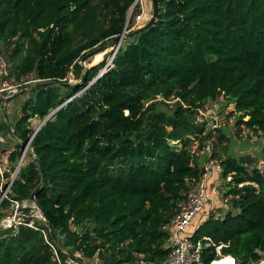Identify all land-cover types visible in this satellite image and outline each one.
Segmentation results:
<instances>
[{
    "label": "trees",
    "instance_id": "16d2710c",
    "mask_svg": "<svg viewBox=\"0 0 264 264\" xmlns=\"http://www.w3.org/2000/svg\"><path fill=\"white\" fill-rule=\"evenodd\" d=\"M134 1L0 0L4 78L41 80L14 134L25 142L30 119L59 107L33 135L28 160L0 201L1 217L11 200L30 199L37 188L45 220L29 214L21 218L33 227L0 228V264L93 257L99 264H160L170 250L162 227L200 179L199 153L211 139L229 209L192 232L200 264H251L262 256L258 158L228 154L220 145L225 135L196 117L205 102L223 97L234 104L237 126L264 133V0H157L152 24L124 37L109 62L84 67L80 60L94 49H114L130 10L134 18L139 8ZM20 147L9 153L12 166ZM4 186L0 177V191Z\"/></svg>",
    "mask_w": 264,
    "mask_h": 264
},
{
    "label": "rangeland",
    "instance_id": "374dc122",
    "mask_svg": "<svg viewBox=\"0 0 264 264\" xmlns=\"http://www.w3.org/2000/svg\"><path fill=\"white\" fill-rule=\"evenodd\" d=\"M136 3H138L139 8L134 12V18L131 17L132 11L130 13L128 22L126 23L125 29L123 34L128 33L129 31H132L140 26H142L144 23L148 21V19L151 17L152 14V2L151 0H136ZM131 19V20H130ZM130 20V24L128 26ZM124 39V38H123ZM121 39L118 42V45L116 48L119 47L120 43L122 42ZM99 50H103L100 57H96L97 54L92 55L85 59L84 61L80 62L83 64L84 67H86L88 64H94L98 61H100L104 57H108V61H110V58L112 57V54H110L112 50L111 46L105 45L104 47L100 48ZM98 50V51H99ZM97 51V52H98ZM2 52H5L4 49ZM96 53V52H95ZM93 54V53H92ZM5 60V54L1 53L0 55V71L2 68V60ZM33 75L30 74L28 75L27 79L31 80L30 83H27L25 89L22 93L16 94L13 96L10 100H4L2 106H0V138H6L9 141V146H13L14 142H16V135L13 132V126L14 123L17 121V119L21 116L22 111L21 108L25 104V102L28 99H32L34 97V88L36 83L38 81H34L32 79ZM69 78H72V75L69 74ZM72 82V81H71ZM20 92V91H19ZM18 92V93H19ZM175 102L174 100H171L170 103ZM234 104L233 103H226V101L223 99V97H218L215 100H209L204 103L203 108L199 110V113L197 114V117L203 118V121L206 122L208 127H214L216 128L217 134L218 132L221 134H224L226 137V140L222 142L220 145H225L227 144L228 146V154L232 156H240V155H251L255 156L258 158L257 161V166L264 171V162L262 160V153L264 152V133H254L249 129L246 128H240L235 124L236 119H237V114H230L233 111ZM41 120L38 118H31L30 119V126L34 129L40 124ZM214 140L211 139L208 143L206 148H204V152H200V162L205 163L208 160V149L213 148L215 142ZM219 145V144H218ZM217 145V146H218ZM215 146L214 148L217 151H221L224 153L223 150H221L219 147ZM21 149V147H20ZM19 149V152H20ZM30 151V149L28 150ZM203 153V154H201ZM28 154L24 157L23 162L28 160ZM202 159V160H201ZM16 166V163L13 164V166L9 167L11 168V173H13V168ZM9 176L12 174L8 173ZM8 176V177H9ZM10 178V177H9ZM4 184L6 183V180L3 179ZM225 179L222 178L220 175V182L216 184L220 194H222L224 191H226V186H225ZM6 186V184H5ZM4 190V187H2L0 191V196ZM208 195L210 194L207 191ZM219 196V195H218ZM217 196V197H218ZM24 208H28V211H23V214H20L22 217H27L29 214L30 216L40 220L44 221L41 212L39 208L36 206V204L32 202L25 201ZM211 204L210 199L206 202V210L207 212L209 211V205ZM11 205L8 207L4 208L2 212L4 213L3 216L0 217V228H3L2 221L7 215L13 214L14 210L12 211ZM223 211V210H222ZM207 212H201L198 214L194 220H196V223L199 222V220H205V215H207ZM20 216V217H21ZM16 219L18 217L16 216ZM197 226V225H196ZM73 227V226H72ZM78 256V255H77ZM222 259V258H220ZM219 259V260H220ZM82 262L76 261V260H70L73 264H99V260L97 257H93L90 259L87 258H81Z\"/></svg>",
    "mask_w": 264,
    "mask_h": 264
},
{
    "label": "built area",
    "instance_id": "2783aa9c",
    "mask_svg": "<svg viewBox=\"0 0 264 264\" xmlns=\"http://www.w3.org/2000/svg\"><path fill=\"white\" fill-rule=\"evenodd\" d=\"M2 60V68L0 71V105L6 100L7 97L16 95L22 89H25L27 83H30L31 80H24L21 82H12L6 80L8 75V71L6 69V64ZM34 81H41L40 79H33ZM68 81H73V78L68 77ZM197 122H204L203 118L196 117ZM38 127V126H37ZM35 127L33 131L37 128ZM29 136V138L24 142V146L20 149V154L18 157V161L16 162V166L13 169V173H11V168H9V153L8 150H1L0 149V177L1 182L4 183L3 179L6 180V186H4V190L1 194V200L3 197L7 196V193L10 191V186L13 179L16 177L20 166L23 163L24 157L29 153H31V140L34 135V132ZM207 146V145H206ZM205 146V148H206ZM30 149V151H28ZM210 150L208 149V160L203 165V173L199 180H197L188 190H186L183 194L181 199L177 203V208L172 216L171 220L165 224L162 228L168 231L169 238L168 244L170 246V250L167 256L163 259L160 264H200V255H201V244L200 242H195L191 235L192 233L189 232V225L195 219V217L203 212L206 209V202L211 198L215 200L212 207L209 208L207 212V217L209 215H216L218 214V208L222 204L229 205L228 197L224 195V192L220 194L217 186L212 188L211 195H208L207 191V178L212 170L216 171L218 174L221 175V166L219 162L215 159L210 158ZM204 152V151H202ZM5 173L12 174L11 176H5ZM226 179H230V175L226 176ZM219 195V196H218ZM218 196V197H217ZM0 200V201H1ZM25 201H30L33 204L35 203L34 200L26 199V200H11L12 211L14 210L13 214L7 215L3 221L2 225L3 228L9 227H16L19 224H27L29 226L33 225L31 222L26 223L23 222L22 216L23 214L22 208H24ZM36 204V203H35ZM37 206V205H36ZM42 215V214H41ZM16 216L18 219H16ZM21 216V217H20ZM43 217V216H42ZM45 220V218L43 217ZM48 242V241H47ZM234 264V263H233ZM251 264H264V252L259 260L251 263Z\"/></svg>",
    "mask_w": 264,
    "mask_h": 264
},
{
    "label": "water",
    "instance_id": "95a60500",
    "mask_svg": "<svg viewBox=\"0 0 264 264\" xmlns=\"http://www.w3.org/2000/svg\"><path fill=\"white\" fill-rule=\"evenodd\" d=\"M151 2H152V14H151V17L148 19V21L146 22V23H144L142 26H140V27H138V28H136V29H134L133 31H131V32H129L128 34H123V32H124V29H125V26H126V24L124 25V27H123V30H122V32H121V34L120 35H118V36H116L115 37V41H116V45L114 46V51L112 52V55L116 52V50L118 49V48H116L117 47V45H118V42L121 40V39H123L124 37H126V36H129V35H131V34H133L134 33V31H138V30H142V29H145V28H147L150 24H152L154 21H155V19H156V17H157V12H158V6H157V0H151ZM135 3H136V0L134 1V5H135ZM131 11H132V9L130 10V12H129V14H128V17H127V21H128V19H129V16H130V13H131ZM126 21V22H127ZM100 48H102V47H98V48H96V49H94L92 52H89L86 56H84L82 59H81V61H84L89 55H91L92 53H95V52H97ZM84 75H85V73L83 74V77H84ZM24 90H21L19 93H17V94H20V93H22ZM13 96H15V95H12V96H9V97H7L6 98V100H10ZM59 107H57L56 109H54V110H52L44 119H42L41 120V122H40V124L38 125V127L33 131L34 132V134L40 129V127L44 124V122L58 109ZM24 146V142H21V147H23ZM29 155H30V153H29ZM39 169H40V173H41V177H42V179H43V177H44V172H43V167L40 165L39 166ZM36 191H37V188L36 189H34L32 192H31V194H30V196H29V198L31 199V200H34L35 199V194H36ZM0 200H1V197H0Z\"/></svg>",
    "mask_w": 264,
    "mask_h": 264
},
{
    "label": "crops",
    "instance_id": "0c3cea01",
    "mask_svg": "<svg viewBox=\"0 0 264 264\" xmlns=\"http://www.w3.org/2000/svg\"><path fill=\"white\" fill-rule=\"evenodd\" d=\"M3 104V103H2ZM2 104L0 106H2ZM13 129V128H12ZM16 142H14V145L13 146H9V141L8 139L6 138H0V149L1 150H8V151H11L12 149L15 148L16 144L17 143H21L20 139L16 136ZM203 154V153H201ZM202 160V159H201ZM204 161V160H203ZM200 162V165L203 166L204 165V162ZM9 167L11 166L12 167V163L11 161L8 163ZM220 182V174H218L216 171L212 170L207 178V189H208V192L210 193L209 195H211L212 193V188L215 187L216 184H218ZM213 199V198H212ZM210 198V202L211 204L209 205L208 208L212 207L213 204L215 203L214 201L215 200H212ZM229 209V205L227 204H222L219 208H218V214L219 216H222L227 210ZM223 210V211H222ZM203 212H207V210L205 209ZM205 219L207 218V215H205L204 217ZM204 220V219H203ZM201 222V220H199V222L196 223V220H193L192 223L189 225V232H193L196 225H198L199 223Z\"/></svg>",
    "mask_w": 264,
    "mask_h": 264
}]
</instances>
